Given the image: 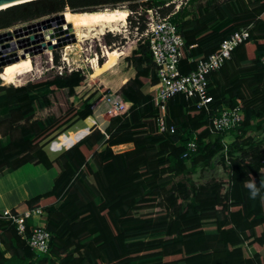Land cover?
<instances>
[{
  "label": "trees",
  "instance_id": "obj_1",
  "mask_svg": "<svg viewBox=\"0 0 264 264\" xmlns=\"http://www.w3.org/2000/svg\"><path fill=\"white\" fill-rule=\"evenodd\" d=\"M166 1L30 0L0 9V30L63 10L82 12L126 3L129 12L136 13ZM168 11L163 8L162 13ZM214 12L219 21L225 20L220 4ZM203 19L199 8L193 13L180 8L170 18L182 39V73L215 51L234 30H249V37L208 76L213 105L232 107L239 102L240 121L225 133L211 134L204 110L189 106L179 94L166 105V123L173 132L157 133L153 116L157 78L145 43L136 42L120 65L113 67L121 54L117 52L91 66L93 71L111 67L117 73L131 71L115 92L130 105L123 115L111 117L103 130L90 128L54 159L47 158L41 142L90 115V103L84 98L59 115L42 119L32 115L51 105V94L59 99L61 89L73 95L83 80L81 71L2 87L0 175L25 163L54 168L57 175L48 191L24 202L28 210L40 207L45 212L41 222L51 236L48 251L35 255L14 224L0 216V264H264V188L251 199L243 183L249 176L257 185L264 180V136L257 138L264 121V64L259 60L264 49V0H240L238 10L220 28L208 27ZM127 20L132 28L133 21ZM105 37L106 42L113 38ZM56 60L54 56L51 62ZM145 84L148 90L142 92ZM43 91L46 95L40 94ZM193 135L197 149L182 157ZM223 137L230 140L225 144L228 151L218 154ZM125 143L132 147L112 150ZM217 160L225 174L223 182L191 180L198 167L213 169ZM207 220L212 225L203 223ZM30 232L28 218L25 236Z\"/></svg>",
  "mask_w": 264,
  "mask_h": 264
},
{
  "label": "built area",
  "instance_id": "obj_2",
  "mask_svg": "<svg viewBox=\"0 0 264 264\" xmlns=\"http://www.w3.org/2000/svg\"><path fill=\"white\" fill-rule=\"evenodd\" d=\"M185 2L186 0H168L163 5L142 9L133 14L132 29L137 33L135 42L145 43L155 65L157 80L153 89V116L156 131L173 132V126L166 123V105L171 97L179 94L189 106L204 110L208 121L207 129L211 134L225 133L234 129L240 121L239 102L232 107L222 103L213 105L208 92V76L229 59L234 47L249 37V30L247 27L234 30L218 43L215 51L204 59H199L189 72L182 73L179 69L182 39L170 18L185 5ZM163 8H169V11L163 14ZM123 22L125 23V18ZM100 55L102 56L101 51ZM259 60L264 64V49ZM58 68H65L66 72L78 70L76 65H69L68 61H65V66L60 65ZM60 73L61 71L58 72ZM129 105V102L121 100L115 93L107 92L102 94L92 111L100 110L101 114L107 117H118L126 112ZM195 138L193 135L186 142L182 157H188L196 151ZM221 142L225 146L224 138ZM117 149L119 150L118 147H112L114 152ZM0 216L14 224L16 233L25 240L35 255L48 251L51 236L41 222L45 212L40 207L27 209L21 214L3 210ZM28 218L31 220V232L25 236V219Z\"/></svg>",
  "mask_w": 264,
  "mask_h": 264
},
{
  "label": "rangeland",
  "instance_id": "obj_3",
  "mask_svg": "<svg viewBox=\"0 0 264 264\" xmlns=\"http://www.w3.org/2000/svg\"><path fill=\"white\" fill-rule=\"evenodd\" d=\"M218 4L221 5V8L226 15V18L223 21H219L218 16L214 12V7ZM239 6L240 0H186L185 5L182 8H184L189 13H193L199 8L200 12L203 14V20L206 21L208 27L214 26L216 28H220L228 22L231 14L234 11H237ZM62 12V14H64L67 18L70 15L77 13L81 14L83 19L94 14H125V23L122 22L124 19L122 20L121 18L116 17L114 18V21L116 22L115 25H113L114 28L110 29V31L108 27L103 28L104 30L101 35L95 33L97 30L90 31L89 33H86L87 37H85V39L82 38L80 41L75 40L73 43H67L52 49L44 48L39 54L32 55L26 60L14 65H7L0 68V79L3 81V85L0 81V91L2 90V87L19 85L30 79L33 81L52 79L55 75H59L58 72L60 71L61 74H64L66 72L65 68L59 69L58 66H65V61H68L69 65H76L77 69L81 71L83 80L81 84L74 89V94L67 96L65 89L59 90V99H57L54 94H51V105L49 107L41 106L36 109L32 115V118L35 119L46 118L50 115H59L63 110H65V108H67V105L76 103L80 99L84 98L88 99L92 113L96 102L99 100V98H101L103 93L117 92L120 84L124 83L125 80L132 75L131 71L117 73L114 69H112V67L105 70L96 69L93 71L90 64V59L95 58V56H97V59H95L97 60V63L98 61L103 63L105 53L115 55L117 52H121V54L115 57L116 63L113 66L115 67L117 64L120 65L125 54L135 47V38L137 37V33L134 29L129 27L127 20L129 19L133 21L134 12H129L126 3L116 4L114 6H98L92 10L82 12H70L68 10H63ZM33 21H36V19L29 22L19 23L15 25V27L27 25ZM89 27L96 28V24L91 23L88 25H83L80 27V29L86 32V30H88L87 28ZM12 28L13 27L10 29ZM23 35H25V33ZM105 35H109L113 38H111L109 42H106ZM100 51L102 52V56L100 55ZM54 56H57V60L56 62L54 61V63H52L51 61L53 60ZM40 94L46 95V92L43 91ZM1 102L2 99L0 97V105ZM95 112L99 116H103L102 119L107 117L106 115L101 114L100 110H96ZM107 119L109 122L110 117H107ZM261 127L262 133L257 138L264 136V121L261 123ZM223 138L226 140L225 144L230 141L229 138ZM261 148L264 149V142ZM121 150L123 149L121 148L120 150L117 149L115 151L119 152ZM227 151L228 147L221 144V148L217 150V153L223 154ZM190 178L196 184H204L211 179L221 180L223 182L225 180V174L219 160H217L213 169H202L198 167L196 171L190 175ZM224 187L225 184H223V188ZM32 222H34V220H32ZM203 223L206 225H212L211 220L204 221Z\"/></svg>",
  "mask_w": 264,
  "mask_h": 264
},
{
  "label": "crops",
  "instance_id": "obj_4",
  "mask_svg": "<svg viewBox=\"0 0 264 264\" xmlns=\"http://www.w3.org/2000/svg\"><path fill=\"white\" fill-rule=\"evenodd\" d=\"M141 90L146 92L148 85H143ZM102 118L103 116H99L94 111L87 117L64 126L41 142L43 152L48 159L56 158L69 146L86 136L90 128L103 130L108 124V119ZM115 147L126 150L132 145L125 143ZM56 175L54 168H46L39 163H25L0 175V214L3 210L18 214L26 211L24 202L34 195L48 191Z\"/></svg>",
  "mask_w": 264,
  "mask_h": 264
},
{
  "label": "water",
  "instance_id": "obj_5",
  "mask_svg": "<svg viewBox=\"0 0 264 264\" xmlns=\"http://www.w3.org/2000/svg\"><path fill=\"white\" fill-rule=\"evenodd\" d=\"M26 1L30 0H0V9H4L6 7L23 3ZM62 13H57L50 15L45 18L39 19V21L36 22H31L27 25L21 26L20 28H14L11 31H0V42H5L7 40H11L13 37L18 38L21 37L24 33L29 34V38H20L16 39L15 44L13 41L9 42L8 44L2 45L0 44V68L4 66L6 63H12L16 60V57L10 58L9 60L4 59V52H9L10 50H14L16 48L19 49L18 51V58L25 59L27 57H31L32 54L42 51V49L47 48V49H52L55 47L62 46L67 43H73L75 41V38L73 37V34H67L68 28H70V24H66V27L62 28V31L60 32V37L57 36V28L58 26L63 23V18H62ZM38 25L37 30L41 31L36 33L34 26ZM55 27V28H54ZM32 33V34H31ZM37 34H40L39 37H37ZM43 35H48V36H56L54 39V43H47L44 42V36ZM59 35V34H58ZM42 42L40 45H37L36 47L29 48L28 45L33 42ZM24 47V48H23ZM23 48V49H22ZM36 49V50H35ZM12 54H15L13 52Z\"/></svg>",
  "mask_w": 264,
  "mask_h": 264
},
{
  "label": "bare ground",
  "instance_id": "obj_6",
  "mask_svg": "<svg viewBox=\"0 0 264 264\" xmlns=\"http://www.w3.org/2000/svg\"><path fill=\"white\" fill-rule=\"evenodd\" d=\"M116 17L117 18H121L123 20L125 18V14H121V15H117V14H114V13L94 14V15H92L90 17L85 18V19H83L81 14H73V15H70L68 18L65 17L64 14H62L63 23H62V26L59 25L58 26L59 28H57V32L59 34V35L57 34V36L60 37L61 34H60L59 31H62V28L66 27V24H68V23L70 24V28H68L69 32L67 34H73V37L77 41H80L82 38L85 39V37H87L86 33H89L90 31H96L97 30V32H95V33L101 35L103 33V30H104L103 28L108 27L109 31H110V29L114 28L113 25H115V23H116L114 21V18H116ZM91 23L96 24V28L95 27H89V28H87L88 30H86V28H85L86 32L82 31L80 29L81 26L88 25V24H91ZM37 28H38V25H35L34 29H35V31H37L36 33L41 32L40 30L38 31ZM114 30H116V29H114ZM39 36H40V34H37V37H39ZM43 36H44V42L47 41V43H54V39H55L56 36H54V35L53 36L43 35ZM0 44H2V43L0 42ZM112 55L113 54H106L105 53L104 54V57H105L104 59H107V58H109ZM14 57H16V60L14 62H12V63L8 62L4 66L14 65V64L18 63L19 60H24V59L18 58L17 53H15V54H12V53H8L7 54L6 53V55L4 56V59L5 60H9L10 58H14ZM28 58H30V57H27L25 59H28ZM95 62H96L95 58L90 59L91 66H93L95 64Z\"/></svg>",
  "mask_w": 264,
  "mask_h": 264
},
{
  "label": "clouds",
  "instance_id": "obj_7",
  "mask_svg": "<svg viewBox=\"0 0 264 264\" xmlns=\"http://www.w3.org/2000/svg\"><path fill=\"white\" fill-rule=\"evenodd\" d=\"M243 183L244 186L248 189L251 199H255L260 193L261 188H264V180H261L259 185H257L255 178L252 176H249L248 179Z\"/></svg>",
  "mask_w": 264,
  "mask_h": 264
},
{
  "label": "flooded vegetation",
  "instance_id": "obj_8",
  "mask_svg": "<svg viewBox=\"0 0 264 264\" xmlns=\"http://www.w3.org/2000/svg\"><path fill=\"white\" fill-rule=\"evenodd\" d=\"M36 21H39V19H36ZM36 21H33V22H36ZM11 27H13L12 29H14V28H16L15 27V25H13V26H10V27H8V28H6V29H3V30H0V31H8ZM29 34H25V35H22L21 37H18V38H12L11 40H7V41H5V42H2V45H5V44H8V46L10 45L9 44V42L10 41H13V43L15 44V41H16V39H20V38H29ZM42 42H40V41H38V42H33V43H31L30 42V44L28 45V47L29 48H32V47H36L37 45H40ZM24 48V47H23ZM22 48V49H23ZM36 50V49H35ZM18 51H19V49L18 48H16V49H14V50H10L9 52H4L3 54L4 55H6V53L8 54V53H13V52H15V53H17L18 54ZM41 51H39V52H36V53H34V54H32V55H36V54H39ZM24 60H26V59H24ZM21 61H23V60H19V62H21ZM18 62V63H19ZM46 63H47V61H46Z\"/></svg>",
  "mask_w": 264,
  "mask_h": 264
}]
</instances>
